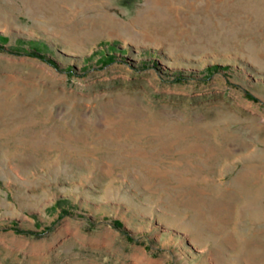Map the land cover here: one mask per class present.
Segmentation results:
<instances>
[{"label": "rangeland", "instance_id": "rangeland-1", "mask_svg": "<svg viewBox=\"0 0 264 264\" xmlns=\"http://www.w3.org/2000/svg\"><path fill=\"white\" fill-rule=\"evenodd\" d=\"M0 36V264H264V0H0Z\"/></svg>", "mask_w": 264, "mask_h": 264}, {"label": "trees", "instance_id": "trees-1", "mask_svg": "<svg viewBox=\"0 0 264 264\" xmlns=\"http://www.w3.org/2000/svg\"><path fill=\"white\" fill-rule=\"evenodd\" d=\"M1 39H3V40H7L8 37H7V36H2V37L0 36V40H1ZM20 40L23 41L22 39H20ZM108 45H109L111 48L114 49V46H115L114 43H109ZM110 47H109V48H110ZM36 51H37V50H36ZM108 55H109V54H108ZM103 56H104V57H107L106 54H103Z\"/></svg>", "mask_w": 264, "mask_h": 264}]
</instances>
